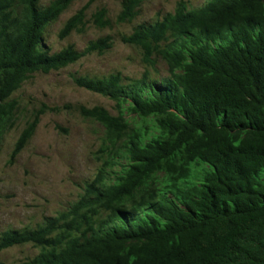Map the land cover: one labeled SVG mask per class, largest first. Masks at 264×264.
<instances>
[{
	"label": "trees",
	"instance_id": "trees-1",
	"mask_svg": "<svg viewBox=\"0 0 264 264\" xmlns=\"http://www.w3.org/2000/svg\"><path fill=\"white\" fill-rule=\"evenodd\" d=\"M74 1L0 0V141L17 116L14 94L34 73L112 48L106 36L83 51L51 52L47 28ZM144 1L123 0L117 21H133ZM85 10L67 20L61 38L85 25ZM95 22L111 25L105 8ZM122 41L139 47L149 66L163 57L168 75L73 76L119 109L79 107L104 127L107 157L67 209L0 233V251L38 247L19 264H264V0H208L194 9L181 1ZM47 110L61 108L39 109L13 156Z\"/></svg>",
	"mask_w": 264,
	"mask_h": 264
},
{
	"label": "rangeland",
	"instance_id": "rangeland-1",
	"mask_svg": "<svg viewBox=\"0 0 264 264\" xmlns=\"http://www.w3.org/2000/svg\"><path fill=\"white\" fill-rule=\"evenodd\" d=\"M51 0H40L47 5ZM123 0H76L58 20L47 28L45 41L51 52L73 45L83 51L92 40L111 36L113 46L104 53H90L77 62L49 73H34L14 94L19 106L13 124L0 141V233L6 229L36 227L48 216H55L78 200L83 187L95 178L107 157L100 151L104 127L85 118L79 107L101 105L118 115L116 102L102 94L76 85L73 76H105L121 72L128 78H140L149 70L153 80L168 75V64L156 57L154 66L147 65L139 47L122 41L142 23L162 19L174 12L181 1L189 9L199 8L208 0H145L131 22L120 23L117 17ZM83 7L85 25L64 38L60 31L67 20ZM107 10L109 26H99L95 14ZM47 106L60 107L41 114L37 128L23 150L13 156L15 144L36 112ZM137 125V115L125 111ZM39 252L32 243L0 251V261L19 264Z\"/></svg>",
	"mask_w": 264,
	"mask_h": 264
}]
</instances>
